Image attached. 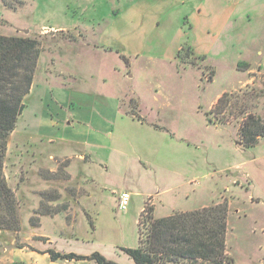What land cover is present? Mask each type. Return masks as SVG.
<instances>
[{
  "label": "rangeland",
  "instance_id": "1",
  "mask_svg": "<svg viewBox=\"0 0 264 264\" xmlns=\"http://www.w3.org/2000/svg\"><path fill=\"white\" fill-rule=\"evenodd\" d=\"M216 1L215 5L208 0L206 9L213 12L202 21L194 19L196 12L192 3L179 8L163 6L161 0H0V35L35 38L40 42L34 89L25 98L24 110L9 135L3 163L7 183L17 194L20 232L1 231L0 243L3 238L14 237L16 247L24 246L23 238L30 239L29 233L34 225H40L42 217L61 215L63 223L74 224L78 240L58 238L53 241L59 253L88 255L84 257L98 253L113 264H135L122 249L138 247L140 231L144 233V227L138 224L142 220L140 209L148 200L156 206L157 218L154 206L146 207V210L151 209L155 219L172 210L188 211L193 207L198 210L203 203L205 207L225 203L228 208L225 245L231 264H264V139L254 147L244 148L238 134L244 117L252 114L264 118L261 94L256 103L245 105V110L239 106L247 94L254 92L248 88H262L264 83V0H222L220 5ZM183 8L188 9L195 28L193 38L187 34L184 39L202 44L210 41L206 50L210 63L186 46L181 51L183 59H178L176 64L160 60L148 64L143 59L137 71L133 70L135 78L132 82L126 81V86L130 90L133 86L140 92L143 108L146 111L152 109L150 119L165 129L160 128L158 133L149 135L141 129L122 128L119 122L109 121L110 130L105 141L98 146L82 148L91 155L90 162L80 163V177H73L76 182L93 179L88 187L93 199L84 201V188H80L78 194L77 190L62 189L60 184L71 179L64 170L68 161L60 164L53 173L40 164V158L29 163L24 161L31 146L24 141L23 134L39 123L42 113L40 99L44 95L41 92L44 86L40 80L44 76L42 70L48 52L71 50L74 45L70 42L77 36L90 44L85 38L92 40V35L100 32L107 22L115 21L117 29L123 23L145 25L143 52L149 54L151 49L156 51L164 46L159 45L158 38L166 37L164 47H167L177 28L185 30L181 22ZM228 8L233 10L236 19L219 22L220 14L226 13ZM155 19L160 22L156 29ZM184 24L187 25L186 19ZM84 58L86 61L83 60L82 65L77 64L81 72L94 73L101 65L110 79L109 94L118 89L121 78L112 73L113 59L102 64L100 56L88 52ZM126 67L129 74L130 64ZM96 78L97 74L93 81ZM79 80L86 88L92 82L89 78ZM157 85L161 90L159 102L154 103L152 97ZM130 90L120 100L122 110L130 111V106L136 102L140 111ZM221 93L234 94V106L216 114L213 111L217 101H214ZM167 98L171 99L170 107L166 105ZM47 109L49 116L55 119L57 114ZM96 110L109 112L107 106L96 107ZM208 112L212 113L210 118L215 124H208L205 116ZM241 112L245 114L241 115ZM98 118L102 119V116ZM39 149L35 147L34 152L39 154ZM44 181L50 187L37 191L39 203H30L19 195L22 192L24 195V184L38 187ZM58 188L67 195L73 193L79 200L74 205V215H64L70 205L61 199ZM122 192L130 196L123 212L117 208ZM82 207L89 215L82 216ZM44 213L50 214L41 215ZM36 236L33 239L40 243L48 240ZM44 246L54 249L52 245ZM194 264L208 263L198 261Z\"/></svg>",
  "mask_w": 264,
  "mask_h": 264
},
{
  "label": "crops",
  "instance_id": "2",
  "mask_svg": "<svg viewBox=\"0 0 264 264\" xmlns=\"http://www.w3.org/2000/svg\"><path fill=\"white\" fill-rule=\"evenodd\" d=\"M210 1H212L215 5L217 3L216 0ZM218 1L220 5L222 0ZM207 2L208 0H161V4L163 6L167 4L175 7L180 6L179 8H182L188 3H192L195 6L193 10L196 12L194 19L197 20V18H199V20L202 21H204V18L207 17L210 12H213L206 9ZM159 5H157L156 8H158ZM230 7L233 8L234 5L231 3ZM231 8H228L226 13L223 12L220 14V18L218 19L219 22L236 19L233 10H230ZM220 9H222V7H220L219 10ZM181 19L185 30H183L182 27L181 30L180 28H177L174 32V37L172 38L171 43L167 44V47H164V42L167 38H158V40H160L159 45L163 44L164 46H161L160 49L157 48L156 51L151 49L149 54H144L143 52L145 49V25L123 23L122 27L117 29L115 21L111 23L107 22L102 27L100 32L94 36L92 35V40L85 38V40L90 42V44L84 42V39L77 36L75 40L70 42L71 45H74L71 50L70 48L66 50L63 49V51H56L54 49L53 51L48 52L45 57L46 59L44 60V69L42 70L44 76L40 80L44 86L41 90L44 95L40 99V102L43 105L41 110L42 113L39 114V123H36L32 129L29 128L31 131L29 130V132L23 134L24 141L28 142L31 146L29 152H27V154L23 157L24 161L29 163L31 161H35V158H40V164H44V168L48 169L50 173L56 171L60 164L68 161V165L64 168V170L70 175L71 179L69 181H65L63 184H60L62 189H70L72 191L77 190L76 194H78V190L80 188H84L86 190L84 201L93 199V193L88 191V187L93 183V179H84L76 182L73 180V177H80L78 175V173L81 172L79 169L80 163L87 161L90 162L91 155L88 156L82 148L98 146L101 141H105L107 138L106 134L110 130L108 124L109 121L113 120L115 122H119L122 128L130 127L134 130H137L136 128L141 129L149 135L156 134V132L158 133L160 128L163 130L165 129L163 127H159L158 123L154 119H150L152 109L146 111L140 101V92L133 86V90H130L131 88L127 87L125 82L133 81L135 78V71H137V66L142 64L143 59H145L148 64L149 62L156 60L167 61L170 64L177 63V54L181 50L184 41H186L184 36L188 34L187 36H190V39L193 38L192 33L195 29L193 26L194 19L190 17L188 9L183 8V12L181 11ZM185 19L187 20V25L184 24ZM155 22L156 29L160 26V22L158 19H155ZM216 23L218 22H215L214 24ZM77 25L78 24L75 26L77 27ZM179 31L183 32L180 33ZM162 34L163 32L161 35ZM62 42L65 44V41ZM185 43L194 50L195 55L204 56V61H208L210 63L208 55L206 54V50L209 47L208 43H210V41H205L202 44L201 41H195L192 39V41L189 42V40H187ZM93 45H96L97 47ZM87 52L100 56L102 64L105 60L108 63L110 59L114 60V64L111 65L112 73L116 74V77L121 78V80L120 86L112 94H109V91H107V89H109L110 79L105 76V73L103 72L104 69L103 67L101 68V65H99L100 69L96 72H94L95 70L93 71L94 73L81 72V68H79L78 65H82L83 60L86 61L84 55L87 56ZM121 56L125 57L127 63L130 64L131 72L129 74L126 72L127 64ZM210 65L213 64L211 63ZM212 67H214V65ZM183 71H185V69H183ZM96 74L97 78L93 81ZM81 78H89L92 80V82L89 83L91 85L87 84L89 85L88 88L80 85L79 79ZM93 83L96 84L94 85ZM92 85L94 86L93 88ZM33 89L34 81L30 92H32ZM155 89L152 99L154 103H158V94L160 93L161 88L157 85ZM129 90L139 103L140 111L137 110L136 113L141 119L140 121L128 115L127 110H122L120 100L122 97L126 96V93H129ZM221 95L222 93L216 97L214 102H216ZM169 100L171 99H166V105L170 107L171 104L168 103ZM101 106H107V108H109V112L99 113L96 110V107L100 108ZM47 108H49V110H53L54 113L57 114L55 119H53V116H49L50 114ZM99 116H102V119H99ZM92 127H94V130H92ZM34 130L36 131L34 132ZM166 131L169 132L168 129H166ZM43 141H46V143ZM169 141H172V139ZM99 146L101 147V145ZM35 147L40 148L38 151L39 154L34 152ZM187 167L188 169L190 168L189 162ZM44 182L37 185L38 187H35L36 185L31 187L30 184H24V195L23 192L19 195L24 199H28V202L30 203H39L37 191H42L43 189L50 187L47 181L45 183ZM62 189L58 188V193L61 195V199H64V202L70 205L64 215H74L76 213L74 205L78 204L79 200L74 198L73 193H68L67 195L63 192L64 190L62 191ZM15 195L17 197V194ZM153 206L155 216L156 206L154 203ZM205 206V203H203L200 208ZM142 209L143 208L140 209L141 212ZM193 210H196V207L195 209L193 207L188 211ZM80 212L82 216H85L86 214L89 215V211L85 207H82ZM175 212L187 211L172 210L171 213L164 217H168ZM62 218L63 216L61 215H56L54 217H42L40 225L37 228H33V230L29 233L30 239L28 240L23 238L25 239V241L22 242V245L24 246L16 247L14 237H9L8 239L3 238L2 243H0V264H92L90 260L52 261L50 259L47 253V250L49 249L44 245H52L54 248L53 250L59 252L54 246L55 242H53L56 239L62 238L64 241L67 239L78 240L74 224L70 223V225H67L61 221ZM73 218L74 217L70 218L72 222L74 220ZM45 226L47 227L46 230L44 229L46 228ZM0 233L3 232L0 231ZM35 235H39L43 238L45 237L48 240L46 243H40L39 241L33 239ZM60 253L70 254L72 252L66 253L60 251Z\"/></svg>",
  "mask_w": 264,
  "mask_h": 264
},
{
  "label": "trees",
  "instance_id": "3",
  "mask_svg": "<svg viewBox=\"0 0 264 264\" xmlns=\"http://www.w3.org/2000/svg\"><path fill=\"white\" fill-rule=\"evenodd\" d=\"M186 46V43L182 45L177 54L178 59H183L181 51ZM39 54L40 42L35 38L0 35V231L15 234L20 232L18 204L7 183L3 163L9 135L24 110V100L33 84ZM121 57L128 64L126 58ZM261 85L262 88H248L254 92L247 94L240 102L239 106L243 110L245 105L256 103L259 94L264 98V83ZM233 95L223 93L217 100L213 113L221 114L227 107H233ZM130 107L127 114L140 121L136 114L137 103L133 102ZM244 114L245 112H241V115ZM211 115V112L205 114L209 125L215 124L210 118ZM238 134L242 147H254L264 139V118L252 114L244 117ZM146 207L145 203L140 214L142 220L138 221V224L144 227V233L140 231L138 247L122 249L135 264H194L198 261L208 264H231L232 259L227 256L225 245L228 214L225 203L194 211L176 212L158 219L153 218L151 209L146 210ZM36 227L38 226H33ZM47 253L52 261L88 259L97 264H113L98 253L89 257L72 253L62 254L53 249L47 250Z\"/></svg>",
  "mask_w": 264,
  "mask_h": 264
},
{
  "label": "built area",
  "instance_id": "4",
  "mask_svg": "<svg viewBox=\"0 0 264 264\" xmlns=\"http://www.w3.org/2000/svg\"><path fill=\"white\" fill-rule=\"evenodd\" d=\"M129 197L130 196L127 192H122L119 194L118 201H117V208L119 211L123 212L127 209ZM148 205H153V203L150 202V200H148L146 203V206Z\"/></svg>",
  "mask_w": 264,
  "mask_h": 264
}]
</instances>
